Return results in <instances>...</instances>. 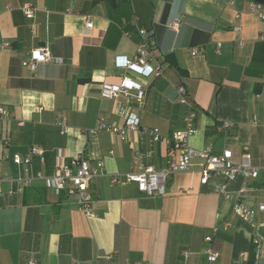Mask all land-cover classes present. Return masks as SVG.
Returning a JSON list of instances; mask_svg holds the SVG:
<instances>
[{"label": "crops", "instance_id": "0c3cea01", "mask_svg": "<svg viewBox=\"0 0 264 264\" xmlns=\"http://www.w3.org/2000/svg\"><path fill=\"white\" fill-rule=\"evenodd\" d=\"M255 6L264 8L253 0H0V106L11 114L0 119V264H208L207 237L216 264H264V213L252 225L234 211L264 201V21ZM145 41L159 75L118 64ZM37 48L53 59L31 70L23 62ZM125 80L142 87L141 99L136 90L102 97L104 86ZM191 112L194 149L230 150L235 162L247 150L258 178L203 184L199 173L176 174L163 197L111 183L166 168L177 156L172 135ZM130 119L138 128L125 138L109 131ZM35 147L43 157L31 156ZM76 158L95 170L104 164L105 175L89 182L91 218L40 179Z\"/></svg>", "mask_w": 264, "mask_h": 264}, {"label": "built area", "instance_id": "2783aa9c", "mask_svg": "<svg viewBox=\"0 0 264 264\" xmlns=\"http://www.w3.org/2000/svg\"><path fill=\"white\" fill-rule=\"evenodd\" d=\"M259 18L264 21V8L255 6ZM22 12L28 19H34L36 9L29 4L22 7ZM177 23H172L171 28L175 29ZM93 28L92 22H87L86 29ZM239 27L236 28L238 30ZM141 33L145 36L146 32ZM198 50L193 52L194 55ZM151 56L149 51V44L145 41L138 48L137 56L129 61L125 58H119L118 64L127 69L139 72L143 75L156 74L159 75L160 70L154 69L148 63ZM52 55L47 48H37L31 51L29 58L23 62V65L31 70H34L37 64L47 63L51 61ZM138 91V98L143 97L142 87L131 80H125L120 85H106L104 86L102 97L106 99L118 98L120 95H128L131 91ZM180 103H185L186 90L180 87L179 90ZM10 112L3 106H0V119H7L10 117ZM195 120L196 113L191 112L186 118V127L182 131H177L172 135L171 144L177 152L176 159L169 162L168 166L162 170H155L153 168L145 169L138 173H129L126 175H115L111 179L114 185L135 184L140 193L147 197H163L166 195V186L169 178L176 174L183 173H199L202 177V183L206 184L210 178L215 176H222L228 180H233L236 176L242 175L244 177L258 178L260 169L253 166L251 155L247 152L243 155L239 162L234 161V153L230 150L225 151L223 155L217 156L212 153L211 149L196 150L190 145V138L195 134ZM227 127H232L233 124L226 123ZM138 128V122L130 119L123 128L112 127L109 131L125 138L129 130ZM147 131V130H146ZM66 132V131H65ZM31 156H44V151L40 148H32ZM196 160H200L199 164H195ZM16 164L30 163V157L23 159L21 156H16L14 159ZM105 175L104 164L99 162L97 169H93L88 160L83 158H76L70 163L63 164L58 167L49 178L40 179L45 180L48 187L52 189L57 195L66 194L75 200L78 209L85 214L86 217H93V196L89 190V182L99 176ZM31 180H26L28 185ZM245 194L240 192L238 198H245ZM235 213L245 222L254 224L255 218L258 214L264 213V201L259 203L257 208L252 209L243 204H236L234 208ZM206 242L210 245L207 250L208 264H216L219 259V253L211 246L213 239L207 237ZM29 264H37L31 262Z\"/></svg>", "mask_w": 264, "mask_h": 264}, {"label": "water", "instance_id": "95a60500", "mask_svg": "<svg viewBox=\"0 0 264 264\" xmlns=\"http://www.w3.org/2000/svg\"><path fill=\"white\" fill-rule=\"evenodd\" d=\"M253 1L259 4H264V0H253Z\"/></svg>", "mask_w": 264, "mask_h": 264}]
</instances>
